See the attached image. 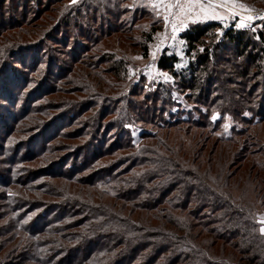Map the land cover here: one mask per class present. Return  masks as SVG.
<instances>
[{"label": "rangeland", "instance_id": "rangeland-1", "mask_svg": "<svg viewBox=\"0 0 264 264\" xmlns=\"http://www.w3.org/2000/svg\"><path fill=\"white\" fill-rule=\"evenodd\" d=\"M237 2L245 6L244 9H236L237 15H226L222 21L189 20L186 22L187 26L181 27L173 37L171 24H165L163 11L153 7V0H76L75 3H72V0H0V97L7 100L3 104L0 102V135L7 130L0 142V264H55L56 261L50 259V256H55L57 260L63 259L66 254L69 255L68 252L81 246L83 241L80 243L78 237L72 242L62 243L54 233L48 231L51 228L46 229L52 218L58 221V215L53 217L54 214L66 206L69 210L92 215L93 209L90 208L93 207L92 204H97V208L103 210L97 211L111 218L110 210L102 205L103 201L98 204L85 195H77L74 189L67 187L64 182L54 180L46 185L29 182L35 172L53 170L56 163L62 166L67 161L66 168L70 170L69 163H72L74 154L76 156L83 147L81 158L87 149L91 150L92 136L82 143L73 139L67 140L72 144L69 147L73 149L67 154L62 151L53 153L57 156L52 157L55 158L53 160L49 158L41 162L40 159H26L29 153L37 152L43 144V135L45 141L50 140L60 124L71 119L72 114H76L80 101L94 104L100 110L108 108L110 112L115 113L112 119L107 117L102 123H90L93 128L103 129L108 127L111 121L122 123L123 126L118 127L116 133L106 137V144L120 139L121 130H125L127 133H124V139H127L135 150L143 146L147 148L145 150L157 152L161 150L160 144L166 141L164 144H168L175 152L183 148L192 153L193 150L203 147V153L206 155L215 142L230 140L234 149L235 146L244 144L241 150L245 157H248L247 161L263 165L260 172L264 173V58L257 59L259 68L252 69V66L248 67L246 61L239 58L234 49L223 40L224 32L231 30L247 38L254 51L260 52L261 48L264 49V19L241 20L253 12H261L264 17V6L257 0ZM91 14L94 16V23ZM241 22L245 26L236 27ZM209 23L217 24L212 40L207 44L210 51L213 52L214 44H222L224 51L217 49L213 52L207 77L204 76L203 80L200 78V81L205 85L209 82L211 92L219 88L222 81L228 83V99L225 103L220 99L217 103L206 106L205 102L200 106L197 102L202 97L181 87L178 80L160 70L157 63L162 54L178 58L174 65L178 72L186 69L190 62L196 63L197 56H202L205 52L204 48H197L193 53L195 57L187 55L188 46L182 34L193 26L201 27ZM260 32H263V38L259 37ZM148 34H151V39L146 44L147 51L144 56L140 44ZM84 36L90 37L93 42L89 53L83 56L81 52L87 44ZM260 53L263 54L264 51ZM39 60L43 64L35 72L32 68H35L34 64ZM74 61L78 64L73 67L72 73L63 77L58 84L59 72H67ZM20 62L23 63L22 66L19 65ZM13 63L19 66L14 68ZM24 66L27 69L25 71ZM244 67L248 69L247 79L238 75V70ZM258 70L261 71L257 76L254 73ZM165 73L172 79L166 81L163 75ZM6 76L12 79L16 76L14 79L19 80L20 84L21 80H28L27 89L19 95L25 99L15 101L14 96L15 103L9 104V94L17 89L6 87ZM206 79L208 80L205 82ZM17 86L20 85L17 83ZM161 88L169 89L167 100L170 99V103L174 105H164L167 108L164 113L167 119L163 126L157 122L154 126L149 124L150 127L145 124V115H138L139 108H145L143 100H150L153 98L152 94L158 92L160 95ZM214 94L223 97L221 92ZM154 96L158 98V95ZM35 99H42L31 116L40 121L42 126L39 129L29 127L30 123H24L23 120L17 121L21 118L23 109ZM128 102L136 110L129 111ZM73 103L76 105L74 108ZM168 110L173 114L171 117L168 116ZM68 112L72 113L65 116ZM214 115L216 119L212 118ZM86 116H80L77 121L81 122L83 127L89 121ZM60 117L64 119L59 120ZM180 120L182 122H179ZM187 123L189 125L186 127ZM171 126L170 132L159 129ZM201 126L207 129L200 128ZM48 127L50 131L47 133ZM152 133L156 144L153 140H144ZM242 133L243 136L237 137V134ZM102 135L101 131L98 138ZM51 142L53 146L63 144L59 143L60 139L54 141L53 138ZM227 144L223 145L228 146ZM143 152L145 156L150 157ZM41 181L45 182V179L42 178ZM74 188L77 191L78 187ZM233 188L231 187V190ZM105 200L107 202L104 204L114 209V212L120 213L117 205L108 199ZM68 201L70 204H67ZM120 201L117 199L115 202L118 204ZM255 211L254 221L259 233L264 236L259 230L262 227L259 221L264 218V208L259 207ZM78 220L73 222L71 216V219L53 222L52 229L62 230L65 226L66 234H74V231L68 228L74 227ZM133 220L140 222L137 214L133 216ZM151 225L154 227L156 223L148 217L143 226L149 228ZM89 226V235L94 232L106 236L115 234L114 230L102 227L101 223L89 222ZM19 227L29 231L24 235L18 232ZM143 234L146 232L126 233L124 239L132 245L135 241L133 235ZM64 247L66 251H63ZM114 250L112 255H98L88 264H107L109 258L112 260L120 255L124 257L130 252L128 247L123 246L115 247ZM149 256V251H145L132 264H142Z\"/></svg>", "mask_w": 264, "mask_h": 264}, {"label": "trees", "instance_id": "trees-1", "mask_svg": "<svg viewBox=\"0 0 264 264\" xmlns=\"http://www.w3.org/2000/svg\"><path fill=\"white\" fill-rule=\"evenodd\" d=\"M257 2L264 6V0H257ZM90 16L93 22L94 16L92 14ZM216 28L217 24L209 23L201 27L193 26L182 34V38L188 46L187 55L195 57L196 55L193 53L200 46H203L205 51L202 56H197L196 63L190 62L186 69L178 72L174 68L178 58L173 55L162 54L157 63L158 68L178 80L181 87L193 94H199L202 97L197 102L200 106H203L205 102L206 106L217 103L220 99L223 100L222 103H225V100L228 99L226 98L228 83L222 81V85L211 92L212 87H208L210 83L206 82L208 79L205 80L206 85L200 81V78L207 77L206 74L214 56L213 52H216L217 49L224 51L222 44H214L213 52L207 45L208 41L212 40ZM224 33L223 40L234 49L237 56L244 59L248 67L259 68L257 66L259 63L256 61L264 58V53H260L264 49L261 48L260 52L254 51V47H251L247 38H243L231 30H226ZM259 35L263 38V32H260ZM84 38L87 44L82 49L83 56L89 53L90 45L93 42L90 37L84 36ZM150 39L151 34H148L140 44V50L144 56L147 51L146 44L150 42ZM42 64L43 62L39 60L34 64L35 68L32 69H35L36 72V69ZM76 64H78L77 61H74L67 72H59L58 84L59 81L72 73ZM19 65L22 66L23 63L20 62ZM19 65L13 63L14 68ZM25 70L27 69L24 66L23 71ZM259 71L261 70L254 74L260 75ZM238 75L241 78H249L248 69L244 67L242 70H238ZM15 77L12 79L6 76V87L17 89L14 93L9 94V104L15 103L13 102L14 96L16 97L15 101L25 99L19 95H22V91H25L29 84L28 80H21L20 84L19 80L14 79ZM17 83L20 86H17ZM23 85L25 86L20 91ZM217 91L221 92L223 97L213 95ZM169 94V89L161 88L160 95L156 92L152 94L153 98L150 100H143L145 108H139L138 115H145V124L154 126L159 122L160 125H164L167 119V116H164L167 111L164 105L172 106L173 104L170 103V99L167 100ZM154 95H158V98ZM40 100L42 99H35L31 105L24 108L21 118L17 121L23 120L24 123H30L29 127L41 128L40 121L31 117ZM0 102L3 104L7 100L0 97ZM75 106L73 103V108ZM128 108L129 111L136 110L130 102H128ZM69 113L72 112H68L65 116ZM168 113L170 117L173 115L170 110ZM85 115L89 121L83 127V124L77 121L80 116ZM114 115L115 113L110 112L108 108L100 110L94 104H85L84 101H80L76 114H72L73 117L67 122H62L50 140L45 141L46 138L43 135V144L39 146L38 151L26 156V159L31 161L40 159L42 162L49 158V160H53L55 158L52 157H57L53 153L62 151L63 154H67L73 149L69 147L72 144H69L67 140L73 139L82 143L86 138L90 139L92 136L91 150L87 149L86 154L81 158L83 147L76 156L74 154L72 163H69L71 164L70 170L66 168L67 161L62 166L56 163L53 164V170L61 168L56 171L46 169L35 172L32 181H29L42 185L54 180L64 182L67 187L71 186L77 195H85L92 202L98 204L103 201L102 205L110 210L111 218L101 214L100 211L103 210L97 208V204H92L93 207L90 208L93 209L92 215H84L73 209L69 210L68 206L59 210L57 214L55 213L53 217L58 215V221L71 219V216L73 222L79 219L74 227L68 228V230L74 231V234H66L65 226L62 227V230L57 228L54 231L52 229L53 222L58 221L52 220L53 218L49 221L46 229L51 228L48 231L54 233L62 243L72 242L76 237L78 240L80 239V243L83 241L81 246L68 252L69 255L66 254L63 259L57 260L55 256H50V259L56 261L55 264H88L94 257L112 255L115 252V250L113 251L115 247L122 246L129 248V254L124 257L120 255L112 260L109 258L107 264H132L145 251H149L151 256L145 259L142 264H264V236L259 233L253 218L256 209L264 208V173L260 172L263 165L251 164L250 161H247L248 157H245V153L241 150L244 144H239L234 149L230 140H220L218 143H214L206 155L203 153V147L200 150H193L192 153L186 152L183 148L175 152L168 144H164L166 141L160 144L161 150L157 152L145 150L147 148H143V146L135 150L129 141L124 139V133H127L125 130H121L120 139L106 144V137L116 133L117 128L123 126L122 123L111 121L108 123V127L105 126L103 129L93 128L90 123H102L103 119H107V117L112 119ZM64 117H60L59 120ZM188 125L189 123L186 127ZM171 128L172 126L159 129L170 132ZM200 128L207 129L205 126ZM49 131L48 127L46 132ZM101 131L103 135L98 138ZM6 133L7 130L3 132L2 136L0 135V142ZM243 135V133L237 134V137ZM53 138L54 141L60 139L59 143L63 144L53 146L51 142ZM144 140H153L155 144L157 142L156 139L154 140L153 133ZM223 144H227L229 147ZM143 151L150 157L145 156ZM42 178L45 179V182L41 181ZM74 187H78L77 191ZM231 187L234 188L231 190ZM233 193L238 195L234 196ZM105 199L117 205L116 208L120 213L114 212V209L106 203L104 204L107 202ZM117 199L121 200L118 203L121 205L116 204ZM67 204L70 202L68 201ZM136 214L140 218V222L144 221L142 224L133 220V216ZM148 217L156 225L144 228L143 225ZM89 222L101 223L102 227L111 228L115 234L106 236L100 232H94L89 235L87 234L90 228ZM26 231L29 230L22 227L18 229V232L24 235ZM130 232H146V234L133 235L135 241L131 245L127 239H124V234ZM62 249L66 251V247ZM1 253L0 250V255H2Z\"/></svg>", "mask_w": 264, "mask_h": 264}, {"label": "snow or ice", "instance_id": "snow-or-ice-1", "mask_svg": "<svg viewBox=\"0 0 264 264\" xmlns=\"http://www.w3.org/2000/svg\"><path fill=\"white\" fill-rule=\"evenodd\" d=\"M76 0H72L75 3ZM153 7L157 9H162L163 19L165 24H171L172 34H175L180 30L181 27H186V22L189 20H224L226 15L235 16L237 8L244 9L243 4H239L237 0H153ZM160 15V12H157ZM251 21L253 17H242L241 20ZM264 19V17H261ZM245 26L243 22L238 23L236 27ZM179 67V65H177ZM165 80H171L172 77L168 76L166 73L163 74ZM216 119L214 115L212 117ZM259 223L262 227L259 229L261 233H264V218H262Z\"/></svg>", "mask_w": 264, "mask_h": 264}, {"label": "built area", "instance_id": "built-area-1", "mask_svg": "<svg viewBox=\"0 0 264 264\" xmlns=\"http://www.w3.org/2000/svg\"><path fill=\"white\" fill-rule=\"evenodd\" d=\"M251 17H253V21L260 19L262 17V13L261 12H253L250 14Z\"/></svg>", "mask_w": 264, "mask_h": 264}]
</instances>
